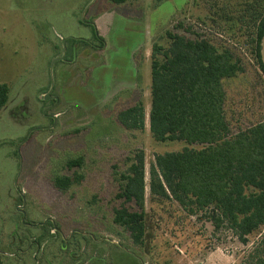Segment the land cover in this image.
I'll list each match as a JSON object with an SVG mask.
<instances>
[{"label":"rangeland","instance_id":"1","mask_svg":"<svg viewBox=\"0 0 264 264\" xmlns=\"http://www.w3.org/2000/svg\"><path fill=\"white\" fill-rule=\"evenodd\" d=\"M254 3L0 0V81L10 89L0 111L4 264H242L255 237L245 246L226 226L216 229L208 213L191 216L173 200L151 195L155 156L185 145L157 142L150 132L151 55L146 50L156 42L167 45L166 31L181 21L217 47L231 48L245 73L224 81L226 110L233 128L245 129L264 119V74L253 54ZM115 9L104 18L106 47L90 24L72 22ZM68 38L75 40L64 44ZM262 55L264 61V40ZM139 102L145 128L126 130L117 115ZM137 151L145 155L141 247L113 221L122 175ZM77 158L81 167L69 170L67 163ZM57 175H82L83 180L61 190L54 185Z\"/></svg>","mask_w":264,"mask_h":264},{"label":"trees","instance_id":"2","mask_svg":"<svg viewBox=\"0 0 264 264\" xmlns=\"http://www.w3.org/2000/svg\"><path fill=\"white\" fill-rule=\"evenodd\" d=\"M127 1L112 0L116 4ZM250 11L255 29L253 54L264 74V0H255ZM174 30L165 33L167 45L156 42L152 46L150 132L157 142L185 147L155 156L151 195L173 200L191 216L208 213L216 229L226 226L245 246L255 237L242 264H264V119L235 130L226 110L224 81L245 73L244 63L231 48L217 47L192 33L184 21ZM9 96L8 85L0 81V111ZM117 119L126 130H144L145 108L139 102L119 112ZM82 163L77 158L67 164L72 170ZM81 180L82 175L53 179L61 190ZM122 180L116 195L121 203L114 208L113 221L130 235L133 245L141 247L147 215L143 151L135 153ZM0 264H4L1 254Z\"/></svg>","mask_w":264,"mask_h":264},{"label":"crops","instance_id":"3","mask_svg":"<svg viewBox=\"0 0 264 264\" xmlns=\"http://www.w3.org/2000/svg\"><path fill=\"white\" fill-rule=\"evenodd\" d=\"M127 3V2H126ZM125 3V4H126ZM122 5H124V4H122ZM114 11H116L117 12V10L115 9V10H112V11H103V12H97V14L96 15H92L91 16V20L90 21H86V23H89L91 26L92 25H94L95 27H96V30H97V33H98V35H99V37L102 39V41H103V44H104V47H106V42H105V39H104V35H103V32H102V30L104 29V26L106 25V20L104 21V18L108 15V14H106V13H109V14H111V12L112 13H115ZM125 14V13H124ZM113 15V14H112ZM126 17H133L134 19H142L141 17H137V15L136 14H131V15H129L128 13H127V15H126ZM72 22H75V23H77V24H82V22H81V20H80V15H79V17H76V19L75 18H72ZM115 22V21H114ZM88 24V25H89ZM104 31V30H103ZM74 41L75 39H70V38H68V39H66V41L67 42H69V41ZM147 51V53H146V56L147 55H151L152 54V49H151V51L149 50V48L146 50ZM113 245H115V246H117L118 245V243H114ZM117 247H120L119 245L117 246ZM121 249L123 250V249H125V248H123V247H121ZM126 250V249H125ZM127 254L128 255H130V256H133L136 260H137V258H136V256L134 255V254H132L129 250H127ZM67 262H68V260H67ZM138 262H139V260H137V264H138ZM63 263L64 264H68V263H66V261L64 262L63 261Z\"/></svg>","mask_w":264,"mask_h":264},{"label":"flooded vegetation","instance_id":"4","mask_svg":"<svg viewBox=\"0 0 264 264\" xmlns=\"http://www.w3.org/2000/svg\"><path fill=\"white\" fill-rule=\"evenodd\" d=\"M53 100H54V103L56 104L57 99H56L55 97H53ZM48 116H50V115H48ZM52 118H53V123H54V120H56V118H55L54 116H52ZM126 250H127V249H126Z\"/></svg>","mask_w":264,"mask_h":264},{"label":"water","instance_id":"5","mask_svg":"<svg viewBox=\"0 0 264 264\" xmlns=\"http://www.w3.org/2000/svg\"><path fill=\"white\" fill-rule=\"evenodd\" d=\"M63 43L65 44L66 43V39L63 41ZM51 95V94H50ZM50 98V97H49Z\"/></svg>","mask_w":264,"mask_h":264}]
</instances>
